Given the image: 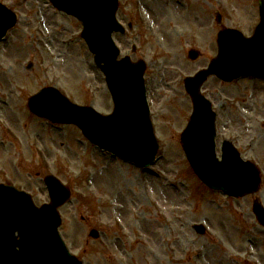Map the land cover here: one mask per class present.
I'll use <instances>...</instances> for the list:
<instances>
[{"label": "rangeland", "instance_id": "rangeland-1", "mask_svg": "<svg viewBox=\"0 0 264 264\" xmlns=\"http://www.w3.org/2000/svg\"><path fill=\"white\" fill-rule=\"evenodd\" d=\"M258 1L120 0L119 20L126 27L133 21L135 29L115 40L122 57L148 65L161 146L159 162L142 171L96 149L76 128L52 126L28 112V99L45 87L103 115L113 111V103L75 19L47 0H0L19 17L0 44V185L26 192L39 207L49 203L45 176L67 185L73 197L60 211V233L84 264H252L247 250H255L264 264V231L257 226L255 232L243 217L250 200L235 202L206 189L189 167L180 137L192 112L183 81L217 57L222 28L251 36L260 21ZM192 48L201 53L196 63L187 57ZM204 91L217 109L242 103L255 109L253 128L259 133L264 87L211 79ZM226 124L229 138L250 159L251 138L238 139L245 129ZM259 157L263 162L264 152ZM197 224L207 226L205 236L194 231ZM92 230L101 233L99 241L89 237Z\"/></svg>", "mask_w": 264, "mask_h": 264}, {"label": "water", "instance_id": "water-1", "mask_svg": "<svg viewBox=\"0 0 264 264\" xmlns=\"http://www.w3.org/2000/svg\"><path fill=\"white\" fill-rule=\"evenodd\" d=\"M53 5L78 17L84 25L83 38L103 64L110 89L116 100V112L112 119L79 108L67 101L57 90L46 89L32 98L29 108L40 118L54 123L74 124L88 138L119 156L139 166L151 165L157 153L148 126V111L144 104L142 66H133L128 60L117 62L119 55L111 35L118 31L115 14L118 0H51ZM263 25L259 29L264 36V5L261 3ZM16 24V17L0 5V36ZM106 36L108 37L106 41ZM229 35L220 37L221 56L208 72L187 81L188 92L195 103L191 128L184 137L185 151L200 178L213 189L230 196H243L253 192L258 185L254 170L244 164L236 153L225 154V162L218 164L214 157L213 136L210 127L208 102L200 96V89L207 78L217 75L225 81L235 76L234 67L244 61L257 63L263 59L264 44L243 47L245 53L233 57ZM254 59H249L250 57ZM110 57V58H109ZM109 58V59H108ZM194 55L192 59H195ZM264 71V63L260 65ZM126 70L124 73L122 70ZM205 134L206 140H199ZM52 198V206L42 210L33 207L29 196L10 187L0 188V264H76L63 250L58 235L60 218L57 209L70 198V193L58 181L46 179ZM199 233L202 231L199 229ZM19 234L20 241H17Z\"/></svg>", "mask_w": 264, "mask_h": 264}, {"label": "bare ground", "instance_id": "bare-ground-1", "mask_svg": "<svg viewBox=\"0 0 264 264\" xmlns=\"http://www.w3.org/2000/svg\"><path fill=\"white\" fill-rule=\"evenodd\" d=\"M264 53V52H263Z\"/></svg>", "mask_w": 264, "mask_h": 264}]
</instances>
